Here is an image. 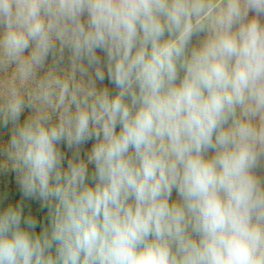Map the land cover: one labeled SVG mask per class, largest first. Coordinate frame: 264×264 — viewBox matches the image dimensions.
Returning a JSON list of instances; mask_svg holds the SVG:
<instances>
[{"label":"clouds","instance_id":"obj_1","mask_svg":"<svg viewBox=\"0 0 264 264\" xmlns=\"http://www.w3.org/2000/svg\"><path fill=\"white\" fill-rule=\"evenodd\" d=\"M0 126V264H264V0H0Z\"/></svg>","mask_w":264,"mask_h":264},{"label":"rangeland","instance_id":"obj_2","mask_svg":"<svg viewBox=\"0 0 264 264\" xmlns=\"http://www.w3.org/2000/svg\"><path fill=\"white\" fill-rule=\"evenodd\" d=\"M27 114V110L24 114H22L21 119L24 118V116ZM9 134V129L3 128L0 126V139L7 140ZM264 174V172H262ZM14 173L8 172V173H0V198H5L9 200H12L13 202L16 201H22L24 208H25V201L22 193L19 191L18 184L15 183L14 180ZM173 198H176L175 191L173 192ZM29 209L31 210L32 215L36 214H47V209L41 207V202L39 200H36V203H32L29 206ZM25 213H30L28 210H24ZM38 221H41V218L35 216ZM41 225H38L40 227ZM37 227V229H38ZM36 229V230H37ZM40 230H37L39 232Z\"/></svg>","mask_w":264,"mask_h":264},{"label":"trees","instance_id":"obj_3","mask_svg":"<svg viewBox=\"0 0 264 264\" xmlns=\"http://www.w3.org/2000/svg\"><path fill=\"white\" fill-rule=\"evenodd\" d=\"M101 86H108L109 88H112L113 87L107 81V79L103 82V85H101ZM90 146H91V143L90 142L88 144H85L84 146H82V155L86 154V152H87L88 148H90ZM61 148H62V151H64L66 153V155H68V156L71 155V152L67 149V147L65 145H61ZM9 201H12V200H9V198L8 199H5V198L2 199V198H0V204H7ZM24 201H25V203H24L25 204L24 210H28L31 213V210L29 209V206L32 203H36V199H26V198H24ZM34 216H37V217L41 218V221L39 220V222H40L39 225H41V226L44 223L47 222V214H45V215L44 214L43 215L42 214H40V215L39 214H36ZM41 226L38 227L37 230H41Z\"/></svg>","mask_w":264,"mask_h":264}]
</instances>
